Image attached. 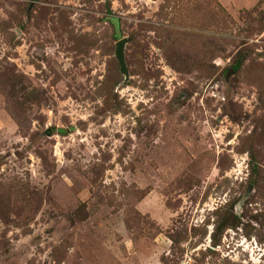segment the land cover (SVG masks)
Segmentation results:
<instances>
[{
	"label": "rangeland",
	"instance_id": "374dc122",
	"mask_svg": "<svg viewBox=\"0 0 264 264\" xmlns=\"http://www.w3.org/2000/svg\"><path fill=\"white\" fill-rule=\"evenodd\" d=\"M0 264H264V0H0Z\"/></svg>",
	"mask_w": 264,
	"mask_h": 264
},
{
	"label": "water",
	"instance_id": "95a60500",
	"mask_svg": "<svg viewBox=\"0 0 264 264\" xmlns=\"http://www.w3.org/2000/svg\"><path fill=\"white\" fill-rule=\"evenodd\" d=\"M124 40L120 39L115 43V50H114V56L117 61L118 68L121 72H124V66L122 61V46H123Z\"/></svg>",
	"mask_w": 264,
	"mask_h": 264
}]
</instances>
